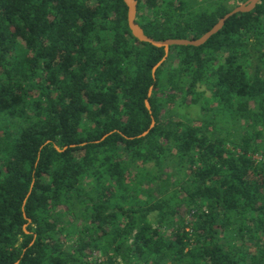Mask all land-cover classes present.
<instances>
[{
	"label": "trees",
	"instance_id": "16d2710c",
	"mask_svg": "<svg viewBox=\"0 0 264 264\" xmlns=\"http://www.w3.org/2000/svg\"><path fill=\"white\" fill-rule=\"evenodd\" d=\"M244 1L137 0L136 22L192 39ZM126 15L0 0V264H264V0L154 72Z\"/></svg>",
	"mask_w": 264,
	"mask_h": 264
},
{
	"label": "water",
	"instance_id": "95a60500",
	"mask_svg": "<svg viewBox=\"0 0 264 264\" xmlns=\"http://www.w3.org/2000/svg\"><path fill=\"white\" fill-rule=\"evenodd\" d=\"M261 0H245L237 4L231 10L222 15L210 29L204 32L201 36L197 38H165L162 40H156L151 36H148L144 33L142 27L136 22V11H137V0H123L124 4L127 7V26L130 30L131 35L136 38L140 42H147L156 47H162L164 49L165 55L164 57L157 62V64L153 67V72L160 65V63L164 60L165 56L168 54L169 48L174 45H191V46H200L204 44L213 34L218 32L225 21L232 15L236 13H244L249 12L255 8L256 4H258ZM151 91V89H150ZM145 105L147 109H150V104L146 100ZM154 125V119H152L150 127ZM148 130L143 131L140 136L145 135Z\"/></svg>",
	"mask_w": 264,
	"mask_h": 264
},
{
	"label": "rangeland",
	"instance_id": "374dc122",
	"mask_svg": "<svg viewBox=\"0 0 264 264\" xmlns=\"http://www.w3.org/2000/svg\"><path fill=\"white\" fill-rule=\"evenodd\" d=\"M175 112L178 113L179 115H182V116H185V117L191 118V119L203 118V113H204L203 110L201 109L199 103L193 104L190 102H186L184 104L177 105L175 107Z\"/></svg>",
	"mask_w": 264,
	"mask_h": 264
}]
</instances>
